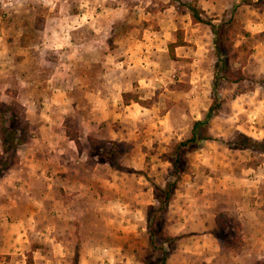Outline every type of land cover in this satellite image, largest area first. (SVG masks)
<instances>
[{
	"label": "rangeland",
	"instance_id": "1",
	"mask_svg": "<svg viewBox=\"0 0 264 264\" xmlns=\"http://www.w3.org/2000/svg\"><path fill=\"white\" fill-rule=\"evenodd\" d=\"M183 2L222 31L236 19L238 57L231 65L240 82L216 74L228 58L218 56L216 28L194 23ZM180 32L185 44L172 53ZM125 93L140 99V118L127 116L136 112L132 106L120 117L125 121L100 120L105 102L119 101L117 111H126ZM212 109L213 139L183 150L187 171L156 230L178 238L174 249L164 245L166 264H264V1L0 0V264H74L77 251L79 264L155 260L160 252L147 220L155 186H166L178 144ZM7 128L25 141L9 161ZM241 133L261 144L234 149ZM68 142L72 151L59 157ZM33 144L45 150L34 158ZM65 160L85 164L81 172L91 173L92 189L44 185V166ZM215 182L236 188L221 191ZM244 189L250 193L240 200ZM47 190L51 199L62 197L44 214ZM204 191L187 215L195 232L184 234L186 209L172 205L178 194ZM248 207L258 211L252 225L235 214ZM215 213L217 258L196 247L202 244L184 243L200 236L195 225Z\"/></svg>",
	"mask_w": 264,
	"mask_h": 264
},
{
	"label": "trees",
	"instance_id": "2",
	"mask_svg": "<svg viewBox=\"0 0 264 264\" xmlns=\"http://www.w3.org/2000/svg\"><path fill=\"white\" fill-rule=\"evenodd\" d=\"M175 1H180V0H175ZM264 1V0H261ZM251 1H249V4ZM182 4L185 5V7L189 10L192 16V20L194 23H202V24H208L211 25L217 35V52L218 56H221L224 54L228 56L227 59H224L223 57L220 59L221 65L217 69V75L221 73L225 78H228L233 83H238L242 80V76L239 75V72L233 71V67L231 65V59H236L237 53L234 51L235 49V37L236 33L234 30L237 28V22L235 18L230 19L228 28L224 29L223 31L221 30V25H220V30H218V27L213 25L212 21L207 20L204 18L202 15L204 14V11L200 9L199 7L193 5L192 3H185L183 2ZM185 44L184 41V33L180 32L179 33V38L178 42L175 43L174 45H171L172 53H174V48L178 46H183ZM238 51V50H237ZM231 55V58L229 57ZM125 103L126 105H129L132 98H135L136 102L140 103V99L138 96L133 97L131 94L125 93L124 95ZM133 100V99H132ZM213 109L209 112L208 116L201 121H196L193 126L192 130V135L190 139L186 141H182L181 143L178 144L177 146V157L173 163L172 171H171V179L167 182L166 186H155V200L156 204L152 205L148 208V213H147V220H148V232L150 233L151 236V244L153 247V250H159L160 255L156 257L155 260H152L151 257H146V258H141L140 262L143 264H166L169 258V253L164 245L167 243L168 246L173 248L175 247V244L178 240V238L173 237L171 235H168L161 231L157 233V228L163 225L161 222L166 220L165 217V212H167L175 194L178 188L179 184V178L187 171L186 168L184 167V162L182 159L183 156V150L186 148H198L201 142L205 140H212V136L209 134L208 130L209 129V123H210V118L213 115ZM17 131V130H16ZM16 131H11L8 128L5 130L4 136L2 137V142L4 144V148L6 151V154L10 156V158H5L4 160L9 161L14 158V154H16V149L18 146L25 141L19 140L18 135L16 134ZM239 139L235 142L234 149H248V148H254V150L257 148L261 142L256 141L250 137H247L244 134H240ZM114 150H112L113 152ZM13 154V155H12ZM119 162H112V166L115 168H120V165L118 164ZM89 167H93L94 163L89 162L88 163ZM2 174H4V170L2 167H0V178L2 177ZM228 227V226H227ZM174 249V248H173ZM79 256L80 253L77 251L76 254V259L74 260V264H79Z\"/></svg>",
	"mask_w": 264,
	"mask_h": 264
},
{
	"label": "crops",
	"instance_id": "3",
	"mask_svg": "<svg viewBox=\"0 0 264 264\" xmlns=\"http://www.w3.org/2000/svg\"><path fill=\"white\" fill-rule=\"evenodd\" d=\"M124 86H126V89L129 88V84L128 83H126ZM118 104H119V101H118ZM117 105L116 106L112 105L111 101H109L108 103L107 102L103 103L104 108H103V111H101L102 114H100L101 116H103V118L100 119V120H106L107 122L111 120V123H112L114 121V117L115 116H117V118H120L121 116L126 115L127 112H128V109L132 108V106H135V111L136 112L133 113V114H131V113L127 114V116L128 115L131 116V118L134 119V120H138L140 118V109H139V112H138V109L136 108V106L140 108V103L135 101V102H133V104H129V105H124L123 104V107L126 106V111H124L125 110V108H124V110L121 109L120 112L117 111L118 110V108H117L118 106ZM72 109H73V107H72ZM120 119L122 121H125V119H123V117L120 118ZM94 120H96V119L92 118V120L91 121L89 120V121L92 122ZM37 146H38L37 144H33L31 146V148L29 149V152L31 154H33V158L35 157V155H34L35 153L41 154L40 151H45L44 149H41V148H39L38 150L35 149V148H38ZM62 148L64 150L60 151L61 154L57 153L58 156L61 157V158L65 157L64 153H62V152H65V150L66 151H72L71 150V145L69 144V142L67 143V145H65V143H64L62 145ZM48 153L50 154L51 152L48 151L46 154L49 155ZM55 162H56V160H55ZM44 167L48 171L47 173H43V176H44L43 179L45 180L44 181V185H47V186L51 187V186H53L55 184V181H60L64 185L67 184V186L64 187L65 190L74 188V189H76L77 192H79L81 194H84L82 191L85 188H88V190L93 188V184H91L93 179L90 178V177H92L91 173H89V175H87V177H85V173H88L89 171L88 172H83V173L81 172L82 167L85 168V164L84 163L81 164L78 161H75L74 163H72V161L65 160L63 163L62 162H57V163H53V164H46V166H44ZM51 172H53V174ZM216 185H217L216 189L219 188L221 191H225V189L227 191H231V190H234L236 188L233 185V183L232 184L230 183L229 185H226L224 187V189L221 188L222 183L215 182V186ZM208 186L209 185H206L205 189H207ZM238 191H240V190H238ZM243 191H244L243 194L245 196L240 195V197H239L240 200H245L247 195L250 193L246 189H244ZM254 192H255V190H254ZM50 193L51 192L47 190V191H45V197L46 198H44L42 196V200H41L42 209H41V212L42 213L44 212V214L46 213L45 210H49V209L54 210V207L56 208V205L59 204L58 200H61L60 197H62V195L56 194V199L57 200L55 198L51 199ZM205 196H206V192H205V194L202 193L200 195H191V194L189 195V194H185V193L184 194H182V193L178 194L177 198L175 200V203L172 205V209L175 206L176 207V211H177V206L179 208L185 207V209H186L185 213H182L181 216L184 217L187 220L188 211L192 210V208H190V206H192L194 204L193 200L194 199L197 200L198 198L201 199V200H204ZM253 196H254L253 199H255V200H253V199L252 200L254 202V208H255V204L258 203L260 197L257 196L256 192L254 193ZM32 197H33V195H32ZM54 200H56V201H54ZM50 201H52L53 203H50ZM68 201L69 200H67L66 202H68ZM76 202H79V200H76ZM217 202H218V205L222 204V202L220 200L217 201ZM240 204H243V205L247 206V204L245 202L240 203ZM210 205H211V202H210ZM210 214L211 213H209V216H211ZM235 214H237L240 219H244L245 221H247V223L249 222V225L254 224V220L259 218V216H256V215H258V211L253 210V209L251 210L249 207H248V212L247 213H244V211L241 212L239 210H236ZM215 215H216V213L214 215L212 214V217H210V219L208 218L209 221L206 220V222L205 221L204 222H198L197 225H195V226L198 227V231L197 232L201 233V235L197 236V237L195 236L194 238L188 237L186 239V242H184V243L186 245H188L190 242H192L193 244H195V243L196 244H202V245L196 246V247L200 248L201 250L207 251L208 253H211V255H213L214 257L217 258L220 255V249L221 248H220V245L218 243V240H216V239L214 240V238L210 234V233H212L211 230H210L212 228V223L215 222ZM45 216H47V215H45ZM188 221H189V219L181 227L182 233H184V234H187V233H190V232H195V230L192 227L193 225L192 226L189 225ZM261 223H263V222H260V223L258 222L257 226H261L262 227L263 224H261ZM205 224L207 225L206 227H205ZM208 229H209V231H208ZM255 232H257V231L255 230ZM193 239H195V240H193Z\"/></svg>",
	"mask_w": 264,
	"mask_h": 264
}]
</instances>
